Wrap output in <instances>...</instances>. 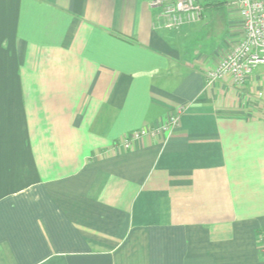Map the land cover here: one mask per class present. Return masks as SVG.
Returning a JSON list of instances; mask_svg holds the SVG:
<instances>
[{"label": "crops", "instance_id": "obj_1", "mask_svg": "<svg viewBox=\"0 0 264 264\" xmlns=\"http://www.w3.org/2000/svg\"><path fill=\"white\" fill-rule=\"evenodd\" d=\"M152 1L0 0V264H264L261 82L206 81L241 23Z\"/></svg>", "mask_w": 264, "mask_h": 264}, {"label": "built area", "instance_id": "obj_2", "mask_svg": "<svg viewBox=\"0 0 264 264\" xmlns=\"http://www.w3.org/2000/svg\"><path fill=\"white\" fill-rule=\"evenodd\" d=\"M162 10L169 29H178L201 20L204 7L197 0H153ZM230 5L239 15L242 37L230 51L207 72V84L212 86L229 80L235 88H244L259 66H264V0H232ZM262 94H259V98ZM185 108L169 112L158 125L146 126L122 141L126 147L144 137L166 142L179 127Z\"/></svg>", "mask_w": 264, "mask_h": 264}, {"label": "rangeland", "instance_id": "obj_3", "mask_svg": "<svg viewBox=\"0 0 264 264\" xmlns=\"http://www.w3.org/2000/svg\"><path fill=\"white\" fill-rule=\"evenodd\" d=\"M201 3L205 2L207 5L211 4V6H215L216 8L214 11L217 13L215 15V22L212 24L210 28V35L214 40H216L217 48H220L223 46L221 43V37L224 33V26L226 22L234 21V22H241L239 15L234 12V8L230 5V2L232 0H199ZM218 8V9H217ZM238 25V30L239 29ZM241 28V27H240ZM231 29H233V26H228V32H227V40L229 36L232 34ZM233 31V30H232ZM254 76L259 79L261 82L260 88H257L254 90V94L251 96L254 98V100L260 102H264V66H259L257 70L254 72ZM262 94V96L259 98V94Z\"/></svg>", "mask_w": 264, "mask_h": 264}]
</instances>
